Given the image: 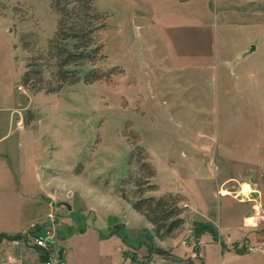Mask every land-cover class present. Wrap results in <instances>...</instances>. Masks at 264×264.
Returning a JSON list of instances; mask_svg holds the SVG:
<instances>
[{"label": "rangeland", "instance_id": "1", "mask_svg": "<svg viewBox=\"0 0 264 264\" xmlns=\"http://www.w3.org/2000/svg\"><path fill=\"white\" fill-rule=\"evenodd\" d=\"M93 1L107 17L96 66L115 74L46 93L21 80L56 31L51 0H0V231L49 225L67 264H264V139L253 153L251 132L263 115L248 105L264 98V0ZM220 39L228 51L259 45L242 61L224 54L228 106L214 80L211 100L206 87L204 48ZM210 124L223 145L205 139ZM136 143L156 168L158 189L146 195L170 191L184 207V224L163 238L121 196L134 198ZM4 239L0 261L18 248Z\"/></svg>", "mask_w": 264, "mask_h": 264}, {"label": "trees", "instance_id": "2", "mask_svg": "<svg viewBox=\"0 0 264 264\" xmlns=\"http://www.w3.org/2000/svg\"><path fill=\"white\" fill-rule=\"evenodd\" d=\"M51 6L58 16L56 31L44 50H38L26 59L21 84L33 92L55 93L65 85L81 81L92 84L109 80L116 68L104 71L96 66L97 61L104 57L98 35L107 26L106 15L95 6L93 0H51ZM21 40L23 47L29 49L31 45L25 37ZM86 64L91 66L84 70ZM127 160L128 175L135 187L134 198H128L125 193L121 196L153 224L157 236H169L184 224V207L179 205L180 196L170 191L146 195L149 191L157 190L158 184L152 181L156 168L143 145H133ZM133 166L137 169L136 175L133 174ZM18 236L0 234V241L5 237L11 239ZM35 249L40 260L44 261L43 250Z\"/></svg>", "mask_w": 264, "mask_h": 264}, {"label": "crops", "instance_id": "3", "mask_svg": "<svg viewBox=\"0 0 264 264\" xmlns=\"http://www.w3.org/2000/svg\"><path fill=\"white\" fill-rule=\"evenodd\" d=\"M226 26L229 25V24H225ZM238 26V25H237ZM222 38V36H220ZM223 39V38H222ZM226 39V38H224ZM253 40V39H250V41ZM212 41V40H211ZM211 41L209 43V49L208 48H204V54H205V57L206 58H209V62L205 65V73L209 75V85H208V79H207V84H206V87H207V90L209 89V87H211V81L214 80V83H215V89H216V103L220 102L221 104H224V105H227L228 106V100H227V93H228V90H227V85H226V78H227V63H226V56L224 54H241L240 56V60H245L249 55L251 54H255L258 49H259V45L258 43L254 42L253 41H248L246 42L248 45V48L244 49V47H240V48H235L233 49L232 51L231 50H227L226 48L224 49L222 46H220L222 43V40L220 39L219 41V45L216 47L215 50H213V46L211 44ZM249 43V44H248ZM254 47V49H252ZM226 50V51H225ZM209 53V55L207 54ZM207 54V55H206ZM212 54H218V58L217 57H214L215 59H219V61L215 64V66L212 65V62L211 60L213 59L212 58ZM217 61V60H216ZM246 77L245 79L247 80V82L250 83V91L253 92L255 89H257V86L259 85V80L260 78L256 77V75L259 73H255L254 70H250L246 73ZM213 76V78H212ZM255 78V79H254ZM256 85V86H255ZM209 91V92H208ZM208 98L211 100V90H208ZM237 98H235V100H232L230 101L231 104L233 106L232 103H234L236 101ZM208 101V100H207ZM250 101V100H249ZM208 104L209 103H206V107H208ZM248 105H252L251 109L252 110V114L255 116H261L263 115V117L259 118V122L258 121H252V129H251V132L253 134V139H257V141L259 142L258 146H257V150L255 151V148L252 147V150H253V153H257V154H260L261 151H260V140L261 139H264V98L261 100L260 98L258 99H254V100H251ZM262 109H261V108ZM206 116V115H205ZM208 123V122H207ZM209 126V129H206L207 131H205V139H207L209 142L215 140V141H218L219 140V143L220 144H224V141L226 140V134H224V131L220 132L219 133H214L213 130H212V125H208ZM262 128H260V127ZM221 128V127H220ZM209 130V131H208ZM261 131V132H260ZM3 138L0 137V141L2 140ZM264 148V143H263V146ZM207 148V147H206ZM209 151H211V147L209 146L207 148ZM262 152L264 153V151L262 150ZM5 154V153H3ZM6 155V154H5ZM257 169H260V165L258 166ZM257 186L260 187L257 183ZM257 191L258 188H257ZM228 192L226 193H223V194H227ZM256 192H254L253 196L256 197L257 194H255ZM258 208V215H260V207L259 206H256ZM60 211H62L60 209ZM253 218H259V217H256L255 215L252 216ZM24 229V228H23ZM23 229H19V230H16V231H6V230H1L0 233L1 234H6V235H15V234H18L20 232L23 231ZM6 239H3L2 241H0V245L5 241ZM10 244V243H9ZM11 245H13L11 243ZM14 246V245H13ZM18 248H14V251L12 252H9L7 257L5 259H3L2 261H0V264L4 261H6L8 258H13V259H18L20 260V262H22V264H29L27 262V257H31L32 260L35 262L36 259L40 260V257H39V253L37 251V249L33 248V247H30L28 245H18L16 246ZM34 257V258H33ZM68 260V259H67ZM41 261V260H40ZM206 262V260H204ZM70 264V263H69ZM219 264H222V262H220Z\"/></svg>", "mask_w": 264, "mask_h": 264}, {"label": "built area", "instance_id": "4", "mask_svg": "<svg viewBox=\"0 0 264 264\" xmlns=\"http://www.w3.org/2000/svg\"><path fill=\"white\" fill-rule=\"evenodd\" d=\"M9 240L14 246L28 245L42 249L45 256L44 261H41L43 264H67L65 250L56 237L54 229L49 225L32 229ZM1 264H22V262L10 257Z\"/></svg>", "mask_w": 264, "mask_h": 264}, {"label": "water", "instance_id": "5", "mask_svg": "<svg viewBox=\"0 0 264 264\" xmlns=\"http://www.w3.org/2000/svg\"><path fill=\"white\" fill-rule=\"evenodd\" d=\"M252 49H254V47Z\"/></svg>", "mask_w": 264, "mask_h": 264}]
</instances>
